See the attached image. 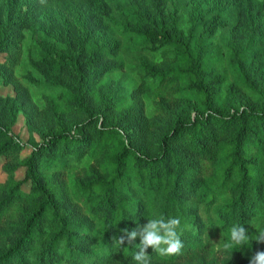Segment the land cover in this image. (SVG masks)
I'll use <instances>...</instances> for the list:
<instances>
[{
  "label": "trees",
  "instance_id": "1",
  "mask_svg": "<svg viewBox=\"0 0 264 264\" xmlns=\"http://www.w3.org/2000/svg\"><path fill=\"white\" fill-rule=\"evenodd\" d=\"M238 1L242 23L258 15L251 52L213 55L162 0H122L121 20L107 0H27L0 23V84L14 90L0 95V264H136L139 236L115 239L159 217L180 219L183 248L149 247L150 264H249L264 251L251 238L222 250L234 225L264 228V0ZM82 2L92 31L117 27L125 46L39 26L29 52L24 33L43 10ZM19 112L26 142L11 129Z\"/></svg>",
  "mask_w": 264,
  "mask_h": 264
},
{
  "label": "rangeland",
  "instance_id": "2",
  "mask_svg": "<svg viewBox=\"0 0 264 264\" xmlns=\"http://www.w3.org/2000/svg\"><path fill=\"white\" fill-rule=\"evenodd\" d=\"M27 0H0V23H6L13 21L16 17H21L25 10ZM112 7L113 18L121 20V16L125 15L126 8H122V0H107ZM162 3H166L167 11L171 13L173 17H177V24L179 29L185 36L192 34L194 37L202 35L205 37L204 44L208 49L216 55L218 53L226 54L233 50L244 49L246 52L256 49L261 45L256 38L254 42L250 41L249 37L252 32V27L258 15L255 11H252V22L249 26L242 23L241 19L244 15L241 14V10L244 7L243 3L238 0H162ZM107 5L108 8H110ZM91 7L87 2L78 4H62L54 3L43 10L39 17L43 18L42 23H33L32 27H29L25 35V47L29 48V52L32 50L38 52V41L41 40L39 34V26H45L50 31L49 35L59 36L63 35V39H68L66 31L72 35V40H77V43L84 41L86 32L92 31L93 26V13ZM208 25H212L209 31ZM94 38H97L99 43L109 45L116 39H121L123 46L128 42L121 35V30L117 27L113 29H107L106 31L95 30L92 31ZM130 44H133L129 42ZM134 46V45H133ZM262 47V45H261ZM4 53H0V61H2ZM126 58L128 56H125ZM130 58H136V55H129ZM14 94L13 87L11 85L0 84L1 96H12ZM12 131L19 136V138L26 142L29 137V130L25 123L24 115L19 112L17 119L13 126ZM35 139H38L34 133ZM31 148L26 145L21 151L20 156L28 155ZM4 158L0 157V182H3L7 175L2 169ZM79 167L75 166L71 171V175L78 173ZM24 177V168L21 167L15 172L16 179H22ZM30 183L26 182L22 185L24 191L29 190ZM178 264H197L192 263H178Z\"/></svg>",
  "mask_w": 264,
  "mask_h": 264
},
{
  "label": "clouds",
  "instance_id": "3",
  "mask_svg": "<svg viewBox=\"0 0 264 264\" xmlns=\"http://www.w3.org/2000/svg\"><path fill=\"white\" fill-rule=\"evenodd\" d=\"M180 224V219L175 217L147 219V222L138 230H123V234L115 239V243L118 246L124 245L126 241L131 244L139 236V251L135 252L132 259L136 264H150V255L146 252L149 247L160 256L180 254L183 248L180 233L177 231ZM250 238L257 243H264V228L256 229L255 235L250 237L248 230L243 225H234L230 230L228 241L222 246V250L231 251L235 246L245 244ZM249 264H264V251H257L250 258Z\"/></svg>",
  "mask_w": 264,
  "mask_h": 264
}]
</instances>
